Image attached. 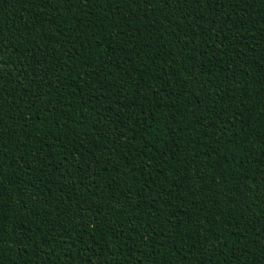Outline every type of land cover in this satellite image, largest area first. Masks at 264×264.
I'll use <instances>...</instances> for the list:
<instances>
[{"label": "trees", "instance_id": "16d2710c", "mask_svg": "<svg viewBox=\"0 0 264 264\" xmlns=\"http://www.w3.org/2000/svg\"><path fill=\"white\" fill-rule=\"evenodd\" d=\"M0 264H264V0H0Z\"/></svg>", "mask_w": 264, "mask_h": 264}]
</instances>
